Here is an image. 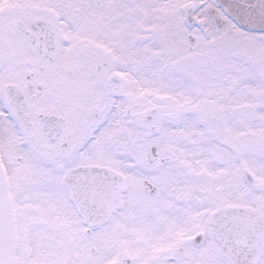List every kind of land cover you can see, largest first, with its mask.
<instances>
[{
  "label": "snow or ice",
  "instance_id": "snow-or-ice-1",
  "mask_svg": "<svg viewBox=\"0 0 264 264\" xmlns=\"http://www.w3.org/2000/svg\"><path fill=\"white\" fill-rule=\"evenodd\" d=\"M0 264H264V0H0Z\"/></svg>",
  "mask_w": 264,
  "mask_h": 264
}]
</instances>
